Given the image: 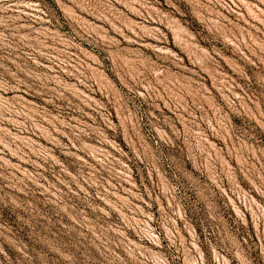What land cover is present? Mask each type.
I'll return each instance as SVG.
<instances>
[{"label":"rangeland","instance_id":"374dc122","mask_svg":"<svg viewBox=\"0 0 264 264\" xmlns=\"http://www.w3.org/2000/svg\"><path fill=\"white\" fill-rule=\"evenodd\" d=\"M0 264H264V0H0Z\"/></svg>","mask_w":264,"mask_h":264}]
</instances>
